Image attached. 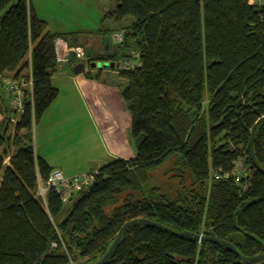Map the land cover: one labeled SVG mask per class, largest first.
<instances>
[{"label": "trees", "instance_id": "obj_1", "mask_svg": "<svg viewBox=\"0 0 264 264\" xmlns=\"http://www.w3.org/2000/svg\"><path fill=\"white\" fill-rule=\"evenodd\" d=\"M111 1L107 18L134 22L122 44L89 53V62H142L119 74L128 83L122 97L137 153L101 167L91 188L64 205L54 190L46 204L38 195L40 180L55 169L37 155L34 127L59 96L52 84L56 41L77 45L79 36L52 33L31 0H0V264H96L133 220L191 236L130 227L107 264H253L194 236L213 234L245 258L264 254V174L249 157L253 128L264 118V7L247 0ZM29 69L34 102L13 124L1 79ZM254 151L264 169V121ZM175 156L194 189L173 199L147 186ZM240 158L247 178L211 182L212 171L231 172Z\"/></svg>", "mask_w": 264, "mask_h": 264}, {"label": "rangeland", "instance_id": "obj_2", "mask_svg": "<svg viewBox=\"0 0 264 264\" xmlns=\"http://www.w3.org/2000/svg\"><path fill=\"white\" fill-rule=\"evenodd\" d=\"M31 1L40 9L41 17L48 21L51 31H77L79 36L78 39L83 43L81 46L85 48L88 58L90 57V51L87 47V43L89 45L88 41H91L89 38L98 37V34L102 39L105 38L102 47L99 48L98 46L92 48V52L90 53L91 57H94V54L105 53L108 46L115 50L118 44L114 42L113 36L123 33V27L129 26L134 22L133 18H127L121 22L112 21L110 18H107V14L115 5L111 0ZM116 28L119 29V32H114L112 34V31ZM97 48L98 50H96ZM72 59L70 62H73ZM132 60V62H130L131 65L136 63L138 58ZM127 61L128 59L122 60L120 66L127 64ZM95 63L98 64L99 70L113 71L110 67L111 62L109 61H96ZM61 64L65 65L67 63ZM90 67L91 64L88 69H90ZM114 70L120 72L118 67ZM70 73L73 75L71 70ZM60 76L61 75H58V79L54 82V86L59 90V97L55 102V111L53 112L56 113L55 115L57 118L64 120H61L59 122L60 125L53 131H49V129L40 131L43 127L40 126V123L36 124L34 127L35 148L37 150L40 149L39 153H50L58 163V166L55 167L61 169L66 168L68 171L81 168L87 169L88 172L91 171L96 168V165H89L88 162L90 158L93 157H100L106 161L105 164L102 165L112 163L115 160L111 159L106 151L110 143L102 126H100L97 121L100 118L98 112H101V114L105 113L106 121L113 118L112 115L109 116L108 113H106L107 106L100 104L96 107L92 98L90 100H85L80 95V92H78L77 85L72 81L63 80ZM110 78L112 80L116 78L118 82L114 83V81L112 82L109 80ZM125 81V79L119 76L117 77V75L106 74L103 85L113 86L114 83L115 86L113 87L116 88L118 95L113 94V91H109L110 93L107 94L106 99V95L102 96L97 91L96 95L103 99L100 101L101 103H108L117 97L119 106L116 110L123 105L128 114L129 124H132L131 115L122 97V92L127 85ZM90 108L94 110V115H91ZM128 121L126 123H128ZM128 136L131 139V129L129 130ZM176 162L177 157H171L164 166L152 173L147 188L160 189L161 193L167 194L173 199L177 198L180 194L185 195L193 190V180L190 177L189 171L179 169L178 166H176ZM8 165H10V158L5 162V166ZM65 174L67 175L68 173L65 171ZM201 233L204 234V232Z\"/></svg>", "mask_w": 264, "mask_h": 264}, {"label": "crops", "instance_id": "obj_3", "mask_svg": "<svg viewBox=\"0 0 264 264\" xmlns=\"http://www.w3.org/2000/svg\"><path fill=\"white\" fill-rule=\"evenodd\" d=\"M31 3H32V6H33L36 14L38 15V17L48 23V21L46 19L41 17V14L39 11L40 9L35 6L33 1H31ZM48 25H49V23H48ZM125 27H127V26H125ZM125 27H123V29ZM51 32L57 33V34L78 33L77 31H59V32L51 31ZM114 32H119V29L116 28L114 31H112V34ZM89 39L91 41H88L89 45L87 43V47L89 48L90 53L92 52L93 47L99 46V48H100V47H102V45H104L103 43H104L105 38L102 39L99 34H98V37H93V38H89ZM74 43H76L77 45L83 44L79 39L74 40ZM109 48L110 47L108 46L106 49V52L109 51ZM96 50H98V48ZM100 54H104V53H100ZM100 54H96V55H100ZM96 55L94 54L93 56H96ZM72 60H73V62L67 63L65 65L64 64L59 65L58 72L52 77L53 86H54V82L58 79V75H61L60 77H62L63 80L72 81L75 85H77L78 92H80V95L82 96V98H84L85 100L86 99L90 100L92 98L94 100L93 103L96 105V107H98L100 104L106 105L107 106V112L106 113H108L109 116L112 115L113 118L109 121H106L105 120L106 119L105 113L101 114V112H98L100 118L97 121L99 122V125L102 126V129L106 133V136H107L108 141L110 143L108 145V147L106 148L107 155L113 160H120V159L130 160L132 158H135L136 153H137L136 152V146L132 140V137L130 139L128 136L129 130L131 129V127H130L131 124H129L128 114L125 111L124 106L122 105L119 107L118 110H116L119 106L118 105L119 103L117 101V97H115V99L111 100L108 103H101L100 101H102L103 99L96 95V91L98 93H100V95H102V96L106 95L105 99L107 97V94L110 93L109 91H113V94L118 95L116 88L113 87V86H115L114 83L118 82V80L116 78H114V80H112L111 78L109 79L112 82L114 81L113 86H105V85H103V83H104V79L106 77V74L107 75H115V76L117 75V77L118 76L120 77V75H119L120 72H118V70H114V69H113V71H105V70H99L98 68L90 67V69H88V71H85L84 73H82L80 75H76L74 73V68L78 64H77V62L75 63V61H76L75 57H73ZM70 70L72 71L73 75H71ZM88 72L90 73L91 77L87 76ZM125 82L127 83V81H125ZM126 87H127V85H126ZM56 100H55V102H56ZM55 102L47 110V112L43 116L42 120L39 121L40 126L43 127L42 129H40V131L47 130V129H49V131H53L56 127H58L60 125L59 122L61 120H64V119L57 118V116L55 115L56 113L53 112V111H55L54 110ZM90 113H91V115H94V110L91 108H90ZM3 120H4V117L0 114V128L3 124ZM121 120H122V122H121ZM127 121H128V123H126ZM39 123H37V124H39ZM41 136H42V134H41ZM38 150L36 149V152H37V155L39 157L45 159L53 169L62 171L64 173V175L67 177H75V176H79V175L89 174L91 172L95 173L101 167H103L104 165H102V164H105V162H106L100 157H97V158L93 157V158H90V160L88 162H89V165H96V168L92 169L91 171L88 172L87 169H83V168L73 170V171H68L66 168L61 169V168L55 167V166H58V163L51 156L50 153H48V152L39 153L40 149H38ZM63 170H65L68 174L66 175L65 171H63Z\"/></svg>", "mask_w": 264, "mask_h": 264}, {"label": "built area", "instance_id": "obj_4", "mask_svg": "<svg viewBox=\"0 0 264 264\" xmlns=\"http://www.w3.org/2000/svg\"><path fill=\"white\" fill-rule=\"evenodd\" d=\"M250 6L256 8L264 7V0H247ZM113 40L117 44L124 42V34H116ZM56 56L59 64L68 63L74 56L77 64L84 63L86 71H88L90 62L85 48L81 45L71 46L69 42L58 39L56 41ZM139 55V53H138ZM72 57V58H71ZM133 61V60H132ZM127 64L120 66L122 60L118 64L120 71L135 70L141 68L142 62L138 59L133 65ZM1 88L6 99L8 100L10 110L15 114L11 122L16 124L20 121L21 116L25 112L26 105L34 102V80L32 70H26L19 79L13 75H6L1 79ZM98 172L84 174L75 177H67L60 170H54L46 182L40 180L38 195L47 202V195L50 190H54L61 198L64 205L70 204L81 192L87 191L91 188L96 180ZM250 175V170L243 158H240L235 163L231 172L212 171V181H224L233 179L236 183H240L244 178ZM201 236H204L202 233ZM57 245L54 244L53 247Z\"/></svg>", "mask_w": 264, "mask_h": 264}, {"label": "water", "instance_id": "obj_5", "mask_svg": "<svg viewBox=\"0 0 264 264\" xmlns=\"http://www.w3.org/2000/svg\"><path fill=\"white\" fill-rule=\"evenodd\" d=\"M91 67L92 68H98V64L97 63H93V64H91ZM110 67L112 69H115L117 67V65L115 63H111ZM85 71H86V65L84 63H80L74 68V73L76 75H80V74L84 73ZM263 121H264V118H262L256 124V126L253 128L252 138H251V141H250V144H249V157H250L251 162L254 164V166L260 172H262L264 174V169L257 162L256 156H255V151H254L256 130H257V127ZM136 226L154 227V228H157V229L165 230L167 232H171L172 234H174L175 236H178V237L191 236L189 233H185V232L184 233H176V232L172 231L171 229L166 228V227L162 226L161 224L153 222V221H150V220H133V221L127 222L123 226L121 232L118 235V238L116 239L114 244L111 246V248L108 251V253L104 256V258L102 260H100L96 264H107V262L111 259V257L113 256V254L117 250L118 246L120 245V242L122 240V236H123L124 231L126 229L130 228V227H136ZM194 239L196 241H198V242L208 241V242H213V243H216V244H221L223 247H225L228 250H230L233 253H235L241 260L246 261V262H250V263H253V264H258V263L264 261V254L256 256L254 258H245V257H243L231 243L220 241L217 238H215V236L213 234H211L209 236L196 235V236H194Z\"/></svg>", "mask_w": 264, "mask_h": 264}]
</instances>
